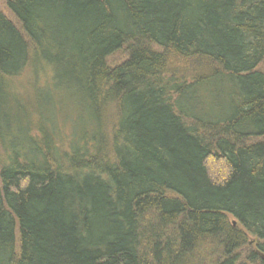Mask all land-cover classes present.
Masks as SVG:
<instances>
[{"label": "trees", "instance_id": "obj_1", "mask_svg": "<svg viewBox=\"0 0 264 264\" xmlns=\"http://www.w3.org/2000/svg\"><path fill=\"white\" fill-rule=\"evenodd\" d=\"M6 4L0 264H264V0Z\"/></svg>", "mask_w": 264, "mask_h": 264}, {"label": "rangeland", "instance_id": "obj_2", "mask_svg": "<svg viewBox=\"0 0 264 264\" xmlns=\"http://www.w3.org/2000/svg\"><path fill=\"white\" fill-rule=\"evenodd\" d=\"M0 7H1V9L3 10V12L7 15V16H9L10 17V12H9V10H8V8H7V4H6V0H0ZM113 59V58H112ZM112 61V60H111ZM179 66V67H178ZM182 68L181 66H180V64H178V63H176L175 62V64L174 65H172V68ZM180 71H181V69H180ZM188 75H190V73H188ZM50 72H47L46 74H44L42 77H41V80H40V84H42L43 82H44V80H46V79H49L50 77ZM31 73H29V72H26V74L23 76V77H20V78H18V79H14V80H12V85H13V89L15 90V91H17V92H23V93H25V94H29L31 91H32V83H33V80L31 79ZM43 91H41V89H36V90H33L32 92H31V95H30V99L31 100H34V102L33 103H35V106L38 108V112H39V110H40V112H43V111H45L46 110V107H50L51 106V103H49V99H48V95H46V96H44L43 97V99H41V101H42V105L39 103V100H40V98L45 94L44 92L42 93ZM7 93V92H6ZM1 97L3 98V97H5L6 99H7V96H5V93H3L2 92V95H1ZM1 99V98H0ZM11 102H13V104H14V102H16L14 99H11ZM29 104V103H28ZM48 105V106H47ZM70 105H68V106H66V108H65V112H67V113H69V110H70ZM44 125H45V123H43ZM12 133L14 134V135H17V133H16V129H13L12 128ZM3 157H4V154H3V150H2V148H1V146H0V162L3 160ZM223 174V173H222ZM259 242H261V241H258L256 238H254V237H251V238H249V243H248V246H247V248H245L243 251H242V253H245V251H248V250H251V249H253V250H255V249H257V246H258V244H259ZM245 256V255H244Z\"/></svg>", "mask_w": 264, "mask_h": 264}, {"label": "water", "instance_id": "obj_3", "mask_svg": "<svg viewBox=\"0 0 264 264\" xmlns=\"http://www.w3.org/2000/svg\"><path fill=\"white\" fill-rule=\"evenodd\" d=\"M234 226H236V222H233ZM264 257V256H263Z\"/></svg>", "mask_w": 264, "mask_h": 264}]
</instances>
